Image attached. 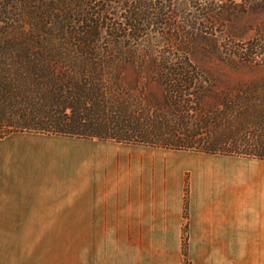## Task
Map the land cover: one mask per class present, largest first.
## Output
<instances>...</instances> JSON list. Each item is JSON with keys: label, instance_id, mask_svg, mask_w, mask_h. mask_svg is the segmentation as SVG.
Returning <instances> with one entry per match:
<instances>
[{"label": "trees", "instance_id": "trees-1", "mask_svg": "<svg viewBox=\"0 0 264 264\" xmlns=\"http://www.w3.org/2000/svg\"><path fill=\"white\" fill-rule=\"evenodd\" d=\"M263 11L264 0H0V140L33 133L264 161V77L237 81L215 109L210 69L192 60L260 69L264 34L245 39L251 28L236 23ZM154 82L161 100L146 99ZM194 117L244 122L236 139L208 137L206 120L187 129ZM188 206L186 179L185 260Z\"/></svg>", "mask_w": 264, "mask_h": 264}, {"label": "crops", "instance_id": "crops-1", "mask_svg": "<svg viewBox=\"0 0 264 264\" xmlns=\"http://www.w3.org/2000/svg\"><path fill=\"white\" fill-rule=\"evenodd\" d=\"M127 146L33 133L0 140V264H178L163 262L162 254L148 262L143 241L182 240L184 177L164 191L163 159L117 150ZM233 159L260 167L236 173L226 168ZM216 163L223 165L204 167ZM194 172L186 228L191 264L264 256V161L225 156ZM176 252L183 260L178 242Z\"/></svg>", "mask_w": 264, "mask_h": 264}, {"label": "rangeland", "instance_id": "rangeland-1", "mask_svg": "<svg viewBox=\"0 0 264 264\" xmlns=\"http://www.w3.org/2000/svg\"><path fill=\"white\" fill-rule=\"evenodd\" d=\"M229 23H223L222 25H228ZM221 25V26H222ZM237 26H246V27H250L251 30L248 32L247 36L245 37V39L254 37L257 34H264V11L263 12H257V13H249L248 15H245L244 17H241V19H239V21L236 23V27ZM224 29V28H219ZM244 39V40H245ZM226 43V42H225ZM233 44V43H232ZM207 49V48H205ZM194 62L202 65V66H206L208 67L211 73V79H212V83L216 86H214L213 89H209V96L206 97V103L207 105L211 106V108H217L216 107V102H218V104L220 103L221 99L225 98V93H230L231 97L229 100H233V97L237 94V88L235 86V84L237 83V81H253V80H258L264 77V66H262L260 69H255L250 70L248 68H239V69H235L229 66H225L223 64H221L220 60L216 57H211V58H207L204 54H197L196 56H194V58L192 59ZM135 74L133 73V70L130 69L127 72V77L130 80H132L134 78ZM229 85V86H227ZM147 94L146 99L148 98V94L149 93H153L154 97L158 100L162 99V89L161 87L157 84V83H151L150 87H148L146 89ZM145 92V93H146ZM217 95H219V99L217 98ZM233 96V97H232ZM256 108H258L257 106H255ZM221 108V107H220ZM219 108V109H220ZM165 112H169L168 110H165ZM164 119V123H166L167 125H169L172 128H177V122L175 121V118L170 119L168 117V115H163L162 116ZM180 117H183L182 115H180ZM178 116V122L180 123L182 121V119ZM184 118V117H183ZM186 119V118H185ZM206 120L208 125H209V129L210 132L208 131V129H206L203 132H206L208 134V137L210 135L216 137L217 134L223 133L224 134V138L226 137H231V138H235L236 137L234 135L235 131H237L240 127L241 124L244 122V120L239 119V121H235L233 123L227 124L224 121L221 122V127L218 128L219 122L218 120H216L215 118H197L194 117L192 120H190L188 118V121L185 122V126L188 125L190 123L191 127H187V129H192L193 131H197V132H202L200 129V125L201 124H195L196 121L201 122ZM183 127V129H185L186 127ZM198 126V129L196 130ZM228 127V128H227ZM183 129L180 132H183ZM229 131L230 134L228 135ZM183 133H187V130H185ZM233 135V136H232ZM241 133H238V136H240ZM93 141V140H90ZM140 150V151H135V152H143V153H150V157H154V155H156V157L158 158H162V175H163V179H162V188L165 190L167 189H175L178 186L181 185L182 183V179L181 177H184V183L185 184V180L188 179L189 182V201H190V191L191 188H193V178L194 175L193 173H195V169L196 168H200L201 165L205 164V161L208 159H214L218 162L224 160L225 156H221V155H206V154H200V153H194V152H188V151H173V150H166V149H160V148H150V147H144V146H127V147H119V151L123 150V152H130L133 149ZM155 153H161V154H155ZM173 157H172V155ZM233 163L226 165L227 169H233L236 171V173H238L239 171H241L244 168H252L255 169L257 167H260V164L257 163H250L247 165H241L242 162H240L239 160L236 161V159L232 160ZM153 162V161H152ZM194 163V167H190L187 166V164H191ZM187 163V164H186ZM236 163V164H235ZM223 164H212V165H205L204 167L209 168V169H218L222 166ZM222 171V170H221ZM184 174V176H183ZM222 175V183H227L229 181V176L226 177L224 172L219 173ZM218 174V175H219ZM184 188V185H183ZM224 191L221 190V197L220 200H224L225 196L223 195ZM231 193V192H230ZM227 197L228 200H231L233 202L236 201L235 196L233 194H230ZM183 203H184V198H183ZM180 244V247L182 248V240L181 241H176V240H163V241H158V240H151V241H143L144 243V247H146V249L148 250V262L154 263V262H158V257L160 254H162L165 258L163 259V262L165 263H175L178 262V264H191L190 258L185 260L183 258H181V255L179 252H176V243ZM161 244V246H160ZM114 249L116 251L117 255H121V251H122V240H115L114 241ZM187 249H188V242H187ZM150 259V260H149ZM244 261L243 264H264V256H255V257H243Z\"/></svg>", "mask_w": 264, "mask_h": 264}]
</instances>
